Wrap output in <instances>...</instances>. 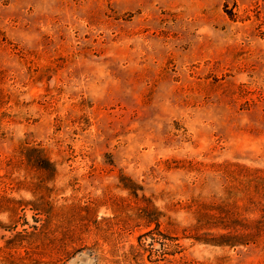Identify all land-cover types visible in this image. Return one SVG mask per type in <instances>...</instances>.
Returning a JSON list of instances; mask_svg holds the SVG:
<instances>
[{
    "label": "rangeland",
    "instance_id": "obj_1",
    "mask_svg": "<svg viewBox=\"0 0 264 264\" xmlns=\"http://www.w3.org/2000/svg\"><path fill=\"white\" fill-rule=\"evenodd\" d=\"M0 264H264V0H0Z\"/></svg>",
    "mask_w": 264,
    "mask_h": 264
},
{
    "label": "trees",
    "instance_id": "obj_2",
    "mask_svg": "<svg viewBox=\"0 0 264 264\" xmlns=\"http://www.w3.org/2000/svg\"><path fill=\"white\" fill-rule=\"evenodd\" d=\"M39 154H41V153L39 152ZM40 159L45 160L42 156L40 157ZM224 228L226 230L227 227H224ZM244 238H247V236L246 235L225 234V235H219V236L215 237L212 241H205V240L200 241L199 240V242H203L204 244L206 242H209L210 244H213V246L232 248V247H236V245H240V246L246 245L245 242H243L241 244V243H236V242L232 241L234 239L242 240Z\"/></svg>",
    "mask_w": 264,
    "mask_h": 264
}]
</instances>
